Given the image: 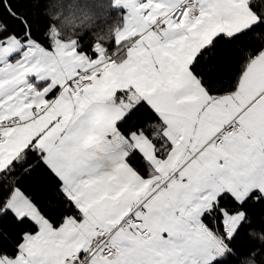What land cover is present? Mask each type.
Masks as SVG:
<instances>
[{
	"label": "snow or ice",
	"instance_id": "6c2138e0",
	"mask_svg": "<svg viewBox=\"0 0 264 264\" xmlns=\"http://www.w3.org/2000/svg\"><path fill=\"white\" fill-rule=\"evenodd\" d=\"M80 6L0 0V264H264V0Z\"/></svg>",
	"mask_w": 264,
	"mask_h": 264
},
{
	"label": "trees",
	"instance_id": "16d2710c",
	"mask_svg": "<svg viewBox=\"0 0 264 264\" xmlns=\"http://www.w3.org/2000/svg\"><path fill=\"white\" fill-rule=\"evenodd\" d=\"M104 0H80L81 6L77 9H66L65 15L72 17V23L65 31L75 36L87 35L89 39H95L96 35L104 30V18L93 14L95 4H101ZM63 17H61L62 19ZM58 22V21H54ZM72 36H69L71 39Z\"/></svg>",
	"mask_w": 264,
	"mask_h": 264
}]
</instances>
